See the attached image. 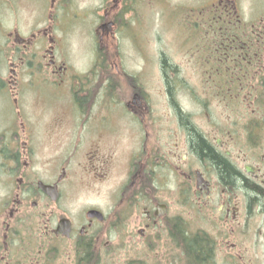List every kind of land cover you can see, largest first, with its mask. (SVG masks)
<instances>
[{
	"label": "flooded vegetation",
	"instance_id": "1",
	"mask_svg": "<svg viewBox=\"0 0 264 264\" xmlns=\"http://www.w3.org/2000/svg\"><path fill=\"white\" fill-rule=\"evenodd\" d=\"M15 1L0 0V109L9 95L17 113L0 116V189L6 190L0 264H264V0H182L175 6L162 0L161 8H192L198 35L189 73L164 64L169 58L160 53L164 116L152 109L147 81L135 83L119 68L117 52L116 69L104 70L102 61L111 62L113 52L103 57L101 43L123 29L115 21H97L96 67L82 72L53 35L65 23L56 0L27 33L5 25V8H18ZM118 3L105 0L101 8ZM6 62L9 79L1 69ZM119 73L130 79L123 88ZM28 76L35 85L30 93ZM188 100L195 109L183 107ZM52 103L60 105L53 116L30 111ZM193 136L212 154H201ZM120 167L121 181L107 196L110 212L92 206L82 215L55 214L61 200L78 199L80 181L104 185L118 178ZM119 203L143 206L132 221L130 248L143 247L147 260L117 259L124 247L121 224L133 216L121 214ZM40 205L51 208L50 218L43 228L38 222L39 235L24 237L16 225L35 219L27 211ZM164 238L156 250L160 262L149 261L152 242ZM190 242H201V251L194 254Z\"/></svg>",
	"mask_w": 264,
	"mask_h": 264
},
{
	"label": "rangeland",
	"instance_id": "2",
	"mask_svg": "<svg viewBox=\"0 0 264 264\" xmlns=\"http://www.w3.org/2000/svg\"><path fill=\"white\" fill-rule=\"evenodd\" d=\"M16 1L18 8H5L4 18L8 31L15 28L18 24L22 32L27 33L32 24L36 21L41 22L45 20L49 10L45 7H48L49 0H31L42 8H36L35 4L29 2V0ZM104 1L105 0L55 1V11L56 9L58 10L60 17L65 16V23L59 29L64 31V29L68 27V32L65 33H62L59 29L55 31L56 27L54 28V32L52 31L55 39L62 44L60 49L62 50L64 48L69 61H71L78 70L85 72L89 70L88 68H93L94 60L96 59V50H99L100 46L95 31L98 28L97 21L99 22V19L105 16L106 18L104 17L102 22H106V25H109L113 21L119 25L128 24V26L123 28V34L117 35L119 39L113 38L115 37V30L113 29V32L110 33V37L106 38L101 43L103 57H105L107 53L111 55V51L113 52V56L110 59L111 62L108 61L110 63L106 69H116L115 56L117 52L119 54V59H117V61L121 70L123 68L129 74H133V77H137L138 80L140 78V83L143 81L141 76L147 79L148 88L152 96V109L158 115L164 116V100L161 99L158 89L159 74L157 62H160V53H163L169 58L168 60L170 63L179 66L186 73H189L191 65L188 64H191L190 59L193 52L191 48L195 43V37H198L196 29L191 27L195 12L192 8H161L164 4L162 0H150V5H152L150 8H146L149 0H119L117 9L101 8ZM151 1L155 3V6ZM169 1L172 6H175L182 0ZM106 2L112 7L113 0H106ZM127 3H129V5L131 4L130 6L133 5V8H123L121 6V4L125 6ZM144 3H146V5H144ZM137 4L142 7L138 8ZM125 12L127 13L124 15V20L122 21L120 16ZM105 13L109 15L106 16ZM54 15L56 14L54 13ZM9 56L11 55L7 47V52L5 53L6 61H8ZM9 63L10 62H6V66H2L1 68L2 70L3 68L5 69L4 73L8 79L13 75ZM29 78V76L24 78L25 80L28 79V93L35 89V85L29 83ZM118 79L120 84L119 87L123 88L127 84V79L129 78L124 74H120ZM196 95L200 96L202 94H200L199 91ZM12 101L13 99L7 95V98L4 100L5 103L2 104L0 109V116L5 118L17 116ZM182 104L186 110L195 109V106L189 100L182 102ZM58 106L60 105L52 103L43 112L39 110L40 106H34L30 111L34 116L50 117L54 115L53 111ZM23 114L27 115V112L23 111ZM40 127L41 126H39V128ZM40 132L45 131L41 130ZM79 173L80 171L77 173V176ZM122 173V168L120 167L117 179L112 176L108 183L100 186L98 184L93 187L88 185L86 181H80L79 183L83 184L82 187L79 188L80 194L78 199L71 202H64L67 200H61L57 204L59 208L54 207V209L56 208L54 210L55 214L64 212L71 213V216L82 215L85 210L92 206L101 208L104 212H110L113 204L107 201L108 192L113 182L117 181V183H119L121 181L122 177L120 176ZM63 190L64 188L62 191ZM5 193L6 190L1 188L0 197H2L1 195H5ZM3 206L4 202H0V207L2 208ZM139 207L143 206L138 204L121 206L120 203L117 206V208H120L119 212L121 214L126 213L130 214V216L133 214V216L129 218V221H124L121 224V230L119 232L122 234V238L120 244H123L124 247L117 253V259L119 261L147 260L149 257L145 255L143 247H136L134 250L130 248V246L134 244L131 238L132 221L137 214L141 213L142 209L139 210ZM27 213V215L36 214L35 219H28L25 217L26 220L19 221L15 229H21L24 237L28 234L32 235V233L33 235H39L40 233L38 230L40 227L38 226V222H40L41 228H43L46 220L50 218L51 208H43L42 205H40L38 208L34 207L28 210ZM44 213L47 215H44ZM22 216H24V214ZM32 220L35 222L33 225L30 223ZM30 228H34V232L31 231ZM19 235H21V233H19ZM162 240V242L160 241L158 243L152 242V244L156 246V249L155 252H153V249L150 248L149 261L160 262L156 250L158 246L165 243V238ZM139 243L142 246L140 240Z\"/></svg>",
	"mask_w": 264,
	"mask_h": 264
},
{
	"label": "trees",
	"instance_id": "3",
	"mask_svg": "<svg viewBox=\"0 0 264 264\" xmlns=\"http://www.w3.org/2000/svg\"><path fill=\"white\" fill-rule=\"evenodd\" d=\"M163 63L166 65H169L170 61H168L167 58L163 59ZM108 67V63L104 62V66L103 68L106 69ZM193 142H195L196 148H198V150L200 151L201 154H212V149L210 146H208L204 141H201L197 138H195V136L192 137ZM221 170H222V174H228L229 171L231 170L230 167L228 165H226V163H224L222 161L221 163ZM198 244V245H197ZM201 242H190L191 247L193 248V253L195 254L196 252H200L201 250Z\"/></svg>",
	"mask_w": 264,
	"mask_h": 264
},
{
	"label": "water",
	"instance_id": "4",
	"mask_svg": "<svg viewBox=\"0 0 264 264\" xmlns=\"http://www.w3.org/2000/svg\"><path fill=\"white\" fill-rule=\"evenodd\" d=\"M55 199V198H54ZM92 214H95L94 212Z\"/></svg>",
	"mask_w": 264,
	"mask_h": 264
}]
</instances>
